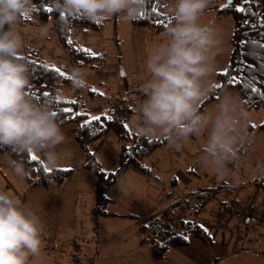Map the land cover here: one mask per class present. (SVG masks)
I'll use <instances>...</instances> for the list:
<instances>
[{"label": "clouds", "instance_id": "clouds-1", "mask_svg": "<svg viewBox=\"0 0 264 264\" xmlns=\"http://www.w3.org/2000/svg\"><path fill=\"white\" fill-rule=\"evenodd\" d=\"M61 19L85 17L92 21L119 15L135 20L146 0H54ZM209 0H174L169 12L174 23L166 28V39L148 55L145 97L135 107L133 124L146 137L164 136L179 150L181 141L207 130L201 163L214 169L218 179L228 175L227 165L237 155L236 145L244 137L241 129L249 113L237 96L225 92L213 112H200L211 92L213 51L217 44L212 28L199 23ZM32 7V0H0V146L13 152L43 154L44 163H59L57 145L65 140L54 105L30 95L28 65L20 58L23 47L15 25ZM47 29H44L46 34ZM73 85L87 87L83 73L73 71ZM60 92V89H57ZM62 94V93H61ZM17 176L28 171L13 160ZM39 217L21 200L0 190V264H29L39 254L42 238Z\"/></svg>", "mask_w": 264, "mask_h": 264}, {"label": "rangeland", "instance_id": "rangeland-1", "mask_svg": "<svg viewBox=\"0 0 264 264\" xmlns=\"http://www.w3.org/2000/svg\"><path fill=\"white\" fill-rule=\"evenodd\" d=\"M173 2L174 0H169V5ZM226 3V0H209L207 7L199 17L200 24L213 29L217 41L213 49L215 68L210 78L211 92L200 106V112L202 113L213 112L225 92L237 96L242 102L240 96L234 90L230 88L218 89V86L222 84V78L219 77V74L227 70L233 47V33L236 27V20L232 13H221L219 11V6ZM169 15L171 20H174V16L170 12ZM173 23L171 21L170 25ZM45 28L47 29L46 34L44 33ZM15 29L20 35L23 45L20 50L21 55H29L46 64L55 66L72 78H74L73 71L75 69L83 73L87 87L77 88L74 87L73 81L67 82L59 93L61 99L73 101L76 99L79 109L85 108L89 117L101 114L113 115L116 114L119 106L126 105L131 113L123 120L129 127L135 128L133 124V117L136 114L135 107L143 100L141 91L143 83L150 78L145 62L149 53L166 39V30L161 31L134 26L131 21L124 22L119 18V15H113L105 20L104 27L101 29H90L87 34H76L73 31L69 36L72 45L76 48H88L92 53L101 55L99 61L94 60L79 67L74 62L70 52L71 47L63 45L52 20L35 22H22L20 20L15 25ZM89 89H94L95 94L91 95ZM247 112L249 116L244 121L241 129V135L244 139L236 145L237 155L233 164L227 165L228 175L225 177L227 182L224 187L230 189L226 193L221 192L219 194L222 199L238 201L229 205L231 206L230 209L236 211L229 212L225 208V210L219 212L220 203L213 202V199L210 198H196L194 202L198 208L199 202H201L202 207L198 213L204 216L205 228L211 237V241L216 244L214 246L216 252L222 256L225 237L227 238L228 235L232 236L230 248L235 246L239 235H243L246 240L242 247L239 246L241 247L239 251L246 248V251L258 256L254 264H264V107L247 110ZM75 124V122H70L60 127H63L61 130L69 131L74 128ZM110 134H112L114 142L115 138H118L117 134L114 131H110ZM207 135V130L190 135L186 140L181 141L182 147L179 150L170 146V144L162 145L161 148L169 147L167 153L171 157L163 159L164 163H159L157 158L165 155V153L156 151V155L147 161V165L150 166L151 171L153 170L152 174L162 178L171 173L169 171L171 167H179L182 163L189 166L196 163V165H199L201 172H211L210 176L202 175L199 179L200 182L213 183L219 180L212 167L200 165L203 156L202 145L205 143ZM154 137L164 136L157 135ZM81 149L84 151L82 147ZM31 153L35 154L40 161H44L42 153ZM57 153L61 161L55 168L68 169L66 168L67 165L75 161L73 160L75 154L70 153L67 149ZM10 161L11 158L7 153L0 152V190L18 197L23 203L26 179L25 176L21 177L15 174ZM143 165L147 166L145 162H143ZM236 183L243 184L235 186ZM215 195L218 197L217 193ZM227 211L228 218L222 219ZM238 211L240 214L235 213ZM41 237L43 238L44 234L41 233ZM69 247L71 248L70 244ZM43 248L42 241V253L39 252L36 256H30L29 264H50L49 260L51 258L48 254L53 255L54 252L46 253ZM172 248L169 247L167 253ZM184 252L190 253L187 249H184ZM70 255V251L63 252L59 256L58 264H62L67 260L71 261L67 259ZM232 255L231 251L230 256ZM63 258L64 262H62ZM169 258L173 262L180 257L172 256L171 251ZM220 261H222L221 264H224L223 258H218L217 264ZM245 261L247 264H251L250 256L246 257L242 254L239 259L229 257L226 263L246 264Z\"/></svg>", "mask_w": 264, "mask_h": 264}, {"label": "crops", "instance_id": "crops-1", "mask_svg": "<svg viewBox=\"0 0 264 264\" xmlns=\"http://www.w3.org/2000/svg\"><path fill=\"white\" fill-rule=\"evenodd\" d=\"M144 98L143 96L142 99ZM127 112L129 115L131 110L128 108ZM126 115L125 117L128 116ZM72 131L73 128L69 131L62 130L65 140L55 148L56 152L67 149L75 154L73 158L75 161L66 167L71 169L72 173L64 184L29 186L26 180L23 191L22 204L39 217L42 234H44V237H41L43 251L51 253L45 251L46 242L49 239H54L57 245L51 250L54 252L53 255L48 254L51 258L50 264H58L59 256L67 251L71 253L67 259L71 261L64 262V258L66 259L64 257L62 264H72L76 256L80 258V264H158L153 258L151 244L147 240L149 234L143 231L144 226L152 219L169 207L176 206L180 209L183 220H191L195 216L192 210L196 198H210L213 202L220 203L219 212L225 210L231 202L219 196L221 192L226 193L230 189L224 187L227 181L219 179L213 183L200 182L202 175L210 176L211 172H201L196 163H192L191 166L182 163L179 167H171L169 170L171 173L162 178L152 174L153 170L151 171L147 161L156 155V151L165 153L157 158L159 163H164L163 159L171 157L167 153L169 147L161 148L162 145L142 159L150 170L145 165H143L144 170L132 166L114 181H110L112 173L119 168L123 142L119 138H115L113 142L112 134L108 133L94 156L99 171H93L86 167L88 161L85 151L81 149ZM41 159L43 160V157ZM45 166L48 168L46 164ZM100 169L105 171L100 172ZM242 184L236 183L235 186ZM182 202L189 203L191 210H185L181 205ZM227 213L228 211L224 213L222 219L228 218ZM235 213L240 214L239 211ZM196 216H199L201 224L205 226L204 216H201V213H197ZM181 222L175 220L173 228L179 230ZM210 238L208 243L191 238L187 245L173 247L169 253L167 250L159 263L217 264V259L223 258V263L227 264L229 257L239 259L242 254L246 257L250 256L251 264L256 263L258 256L246 251V248L239 251L245 244L246 239L243 235H239L237 243L232 248H230L232 236L225 237L222 256L214 250L216 244ZM184 249L190 253H185ZM171 251L172 256L180 258L172 262L169 258ZM231 251L232 256H230ZM40 253H42V245Z\"/></svg>", "mask_w": 264, "mask_h": 264}, {"label": "trees", "instance_id": "trees-1", "mask_svg": "<svg viewBox=\"0 0 264 264\" xmlns=\"http://www.w3.org/2000/svg\"><path fill=\"white\" fill-rule=\"evenodd\" d=\"M226 2V4L219 6V11L221 13H232L236 20V27L233 33V47L226 70L228 75L226 77L224 74L225 72L219 74V77L222 78V84L218 89L230 88L240 96L245 109H259L264 107V96L259 95L257 92H249L247 91V88L248 84H252L253 82H255V86L258 88L264 85V48H254L252 45L244 44L238 45V42L243 38L249 40H264V24L260 23L261 20H264V16L260 15L261 13H264V0H252L251 4L244 5L249 8L251 12L256 14L254 16H250L247 12L240 14L232 7L226 9L224 8V5H228L230 0H226ZM233 3L239 6L243 3V0H233ZM168 6L169 0H146L143 11L145 14H140L131 22L134 26L161 31L166 30L170 25V22H174V20H171L170 18L171 16L168 12ZM48 8H51L52 11L49 12ZM152 9H155V11ZM26 13L27 16L23 15L20 19L22 22L53 21L54 27L58 31L63 45L71 47L70 52L72 53V57L77 66L82 67L91 61H99L101 58L100 54L93 56L91 55L92 52L90 49L84 47L76 48L68 41L70 40L69 36L73 31L76 34H87L90 29L103 28L106 19L99 20V23L85 17L73 16L61 19L60 10L55 7L54 0H32V7ZM245 16H248L251 23L243 24L241 27ZM258 30L261 33L260 36L256 35ZM84 49H88L90 52H85ZM20 58L29 68L31 85L29 88L30 95L40 102L54 105L60 126L70 122L76 123L73 128V133L75 139L85 151L86 159L88 161L86 167L91 168L93 171H99L94 156L110 131H114L118 138L123 142V148L120 151L119 168L116 172L112 173V178L109 179L110 181H114L132 166L144 170L142 162L143 157L151 154L160 145L169 144L167 137L155 138L142 136L137 130L129 127L123 120L128 113L126 105L119 106L116 114H101L99 115V121H92L82 127V125L85 124V120L91 121V117H89L85 108L79 109L76 99L74 100L75 103H72L73 100H65L61 98L59 100L56 99L67 82L73 81L74 78L62 70L61 72L65 73L63 76L56 73L53 67L45 68L44 65L49 64L29 55H21ZM236 65H243V70L237 68ZM238 72L241 73L239 78L240 81H246V83H230L232 76L236 75ZM57 89H60V92H58ZM44 92H48L49 95H43ZM89 92L91 95L95 94L94 89H89ZM64 107L72 108L73 111L65 113L62 111V108ZM120 112L122 113V116L118 117L121 114ZM78 113H83L84 115L81 116L78 115ZM109 116H111L112 119H108ZM0 152L7 153L10 156L11 161L18 160L24 163L25 168L28 171V175H26L25 178L29 186H48L52 183L63 185L72 173L71 169L64 168H52L51 172L47 171V167L42 161L39 159L33 161L31 159V152L17 153L13 152L11 148L7 146H0ZM233 161L229 164L232 165ZM236 202H229L228 205L226 204L227 206L225 208H227L228 211L234 210L230 209L229 207L231 206L229 205ZM184 204L187 206V209L183 207L185 210H191V205L189 203L182 202L181 205ZM201 207V202H199V208L197 205H194L192 212H195V216L191 220H183L184 218L180 216L179 209V217L177 220L182 221L179 230L173 228V221L171 226L164 230L163 233L158 235L149 234L147 240L151 244L153 258L158 264L159 261L164 258L169 247L185 246L190 242L191 238H196L202 242L208 243L210 236L207 233L205 226L203 229L200 227V225H202L199 220L200 218L199 216H196ZM156 218L157 217L152 219L151 222L156 220ZM185 221H188L189 223H185ZM185 236H188L189 239H184ZM45 250H47V242ZM51 250L53 249L47 251L51 252ZM73 264H80V258L76 256Z\"/></svg>", "mask_w": 264, "mask_h": 264}, {"label": "snow or ice", "instance_id": "snow-or-ice-1", "mask_svg": "<svg viewBox=\"0 0 264 264\" xmlns=\"http://www.w3.org/2000/svg\"><path fill=\"white\" fill-rule=\"evenodd\" d=\"M252 3V0H243V3L239 6L235 5L233 3V0H230L229 4L228 5H224V8H234L235 11H237L238 13L240 14H244V13H248L250 16H254L256 15L254 12H251L249 8L245 7L244 5H248V4H251ZM153 11H155V9H152ZM48 11L51 12L52 9L51 8H48ZM145 13L142 12L141 15H144ZM24 15L27 16V13H25ZM261 16H264V13H261L260 14ZM97 22L99 23L100 21L97 20ZM251 21L250 19L248 18V16H245V19L242 21V24H241V27L243 26V24H250ZM260 23L264 24V20H261ZM257 36H260L261 33L260 31L258 30L257 33H256ZM69 43H71V40L68 41ZM239 44H244V45H252L254 48H264V40H259V39H252V40H249L247 38H243L241 39L239 42H238V45ZM85 52H90V50L88 49H84ZM91 55L95 56L97 55V53H91ZM45 68H48V67H53L55 69V72L56 73H59L60 75H65V73L61 72V70L59 68H56L55 66H50V65H44ZM237 68H241L243 70V65H236ZM225 76L227 77L228 73L227 71H225ZM240 75L241 73L238 72L236 75L232 76L231 78V81L230 83H246V81H240ZM219 87V86H218ZM95 91V90H94ZM247 91L249 92H257L259 95L261 96H264V85H262L261 87H256L255 86V82H253L252 84H248V88H247ZM43 95L45 96H48L49 93L48 92H44ZM57 100L60 99L59 96L56 97ZM72 103H75L74 101ZM62 111L65 112V113H70L73 111L72 108H69V107H64L62 108ZM78 115H81L83 116L84 114L83 113H78ZM108 119H112L111 116L108 117ZM100 120V117L99 116H92L91 117V121H88V120H85V124L82 125L83 126H86L87 124L91 123L92 121H99ZM31 159L33 161H36L37 159H39L35 154H32L31 156ZM47 171L51 172L52 169L51 168H47L46 169ZM101 172H104L105 170L104 169H100ZM185 223H189L188 221H185ZM200 227L203 229V225H200ZM184 239H189L188 236H185Z\"/></svg>", "mask_w": 264, "mask_h": 264}, {"label": "built area", "instance_id": "built-area-1", "mask_svg": "<svg viewBox=\"0 0 264 264\" xmlns=\"http://www.w3.org/2000/svg\"><path fill=\"white\" fill-rule=\"evenodd\" d=\"M121 113V112H120ZM122 113L118 116L121 117ZM187 209V206L182 205ZM179 217V209L176 206L169 207L157 216L156 220L144 226L143 231L150 235H158L171 226V223ZM57 246L54 239L47 241V250L54 249Z\"/></svg>", "mask_w": 264, "mask_h": 264}]
</instances>
